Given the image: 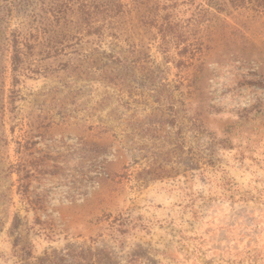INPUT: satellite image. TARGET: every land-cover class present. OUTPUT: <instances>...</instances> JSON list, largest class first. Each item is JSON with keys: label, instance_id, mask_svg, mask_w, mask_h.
<instances>
[{"label": "rangeland", "instance_id": "obj_1", "mask_svg": "<svg viewBox=\"0 0 264 264\" xmlns=\"http://www.w3.org/2000/svg\"><path fill=\"white\" fill-rule=\"evenodd\" d=\"M166 1L0 0V264H264V11Z\"/></svg>", "mask_w": 264, "mask_h": 264}, {"label": "trees", "instance_id": "obj_2", "mask_svg": "<svg viewBox=\"0 0 264 264\" xmlns=\"http://www.w3.org/2000/svg\"><path fill=\"white\" fill-rule=\"evenodd\" d=\"M7 5V4H6ZM58 6L59 4H55ZM182 5L189 6V9L194 13L196 12L200 17L198 18L199 22L206 21L205 18H202L206 14L216 15V14H232L233 11L239 9L247 10H257L264 11V0H168L163 4H158L155 7L156 15H159V20L156 22L158 27L165 32L177 33L182 31H177L180 28L179 21H176V16L181 12ZM68 6V5H67ZM59 9V7H57ZM67 9H70L67 7ZM60 11V10H59ZM158 11H161L158 14ZM68 15V14H66ZM65 16L56 14V19H60ZM202 19V20H201ZM66 21V20H65ZM11 33V47H12V56L11 64L13 70V88L10 91V100L9 103H13L11 100L15 98L18 90L15 88L18 85V74L21 71L20 68L23 67V61L25 59L23 47L21 46V36L18 33V30L12 29ZM174 38V37H173ZM187 39V38H186ZM189 40V39H188ZM62 51V48H61ZM57 50L58 52H61ZM14 96V97H13Z\"/></svg>", "mask_w": 264, "mask_h": 264}]
</instances>
